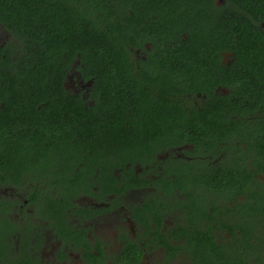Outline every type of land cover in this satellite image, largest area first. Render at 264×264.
<instances>
[{"label":"trees","instance_id":"1","mask_svg":"<svg viewBox=\"0 0 264 264\" xmlns=\"http://www.w3.org/2000/svg\"><path fill=\"white\" fill-rule=\"evenodd\" d=\"M230 3L0 0L7 36L0 44V183L16 185L31 170L55 187L69 178L78 189L70 174L86 181L96 172L113 184L112 167L154 159V146L174 127L202 135L194 142H217L229 127L241 132L242 122L228 117L264 108V0ZM199 11L206 29L196 28ZM146 43L151 51L138 59L135 49ZM221 51L231 54L229 67L219 66ZM185 63H214L221 74L188 88L207 95L198 116L184 112L188 91L172 75ZM72 69L91 83L89 100L66 90ZM217 85L230 92L215 93ZM252 131L264 142V121Z\"/></svg>","mask_w":264,"mask_h":264},{"label":"flooded vegetation","instance_id":"2","mask_svg":"<svg viewBox=\"0 0 264 264\" xmlns=\"http://www.w3.org/2000/svg\"><path fill=\"white\" fill-rule=\"evenodd\" d=\"M210 1L231 8L230 0ZM199 14L196 28L206 29ZM151 47L135 49L136 57L144 60ZM221 55L219 66L229 67L231 54ZM218 71L214 63H185L172 75L188 91L213 83ZM64 86L90 99L91 83L75 69ZM183 99L184 112L198 116L207 95L198 86ZM229 120H240L241 132L229 127L214 143L191 141L202 135L174 127L154 146V159L112 167L113 184H102L96 172L86 181L70 174L78 189L69 178L66 187H55L46 183L50 176L31 170L16 185L0 183V264H264V142L252 131L264 121V108Z\"/></svg>","mask_w":264,"mask_h":264},{"label":"rangeland","instance_id":"3","mask_svg":"<svg viewBox=\"0 0 264 264\" xmlns=\"http://www.w3.org/2000/svg\"><path fill=\"white\" fill-rule=\"evenodd\" d=\"M7 40V36L0 32V44ZM228 59V56L225 57L224 62Z\"/></svg>","mask_w":264,"mask_h":264}]
</instances>
